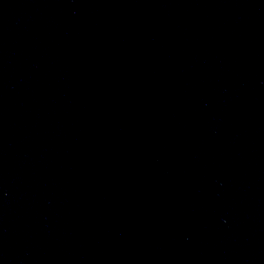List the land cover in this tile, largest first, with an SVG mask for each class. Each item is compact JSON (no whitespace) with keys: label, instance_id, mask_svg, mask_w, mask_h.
<instances>
[{"label":"water","instance_id":"obj_1","mask_svg":"<svg viewBox=\"0 0 264 264\" xmlns=\"http://www.w3.org/2000/svg\"><path fill=\"white\" fill-rule=\"evenodd\" d=\"M0 264H264V0H0Z\"/></svg>","mask_w":264,"mask_h":264}]
</instances>
